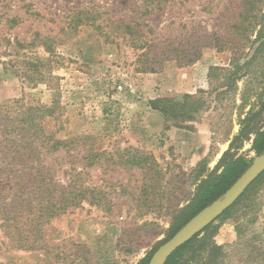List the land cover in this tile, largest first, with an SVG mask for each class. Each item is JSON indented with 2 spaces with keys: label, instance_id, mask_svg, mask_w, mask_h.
I'll use <instances>...</instances> for the list:
<instances>
[{
  "label": "rangeland",
  "instance_id": "1",
  "mask_svg": "<svg viewBox=\"0 0 264 264\" xmlns=\"http://www.w3.org/2000/svg\"><path fill=\"white\" fill-rule=\"evenodd\" d=\"M247 1L242 32L243 0H0V104L51 107L42 126L64 142L45 156L56 180L80 172L101 197L51 218L34 249L12 248L0 228V264H138L166 237L250 105L264 102V60L242 65L264 0ZM185 94L200 105L181 126L149 105ZM252 138L230 152L252 161ZM4 158L0 149V167ZM214 226L222 264H264V177Z\"/></svg>",
  "mask_w": 264,
  "mask_h": 264
},
{
  "label": "trees",
  "instance_id": "2",
  "mask_svg": "<svg viewBox=\"0 0 264 264\" xmlns=\"http://www.w3.org/2000/svg\"><path fill=\"white\" fill-rule=\"evenodd\" d=\"M241 10L238 17L242 19L236 28L243 32L245 29L243 27L241 29V26L243 20L253 10L252 2L243 0ZM125 28L130 30L129 26ZM35 40L48 51L50 45L47 36L35 32L33 41ZM254 40L257 46L250 57L244 59L242 63L246 69L254 62L264 60V26L258 30ZM17 44L24 46L19 42ZM235 62L236 59L232 58L230 64L238 67V61ZM34 66L38 70L36 65ZM259 99L260 102L254 101L240 120V128L232 138L229 148L219 158L216 169L196 183L191 199L180 210L176 223L166 237L138 264H147L159 245L169 239L200 210L221 198L244 173L251 160L231 153L230 150L235 144H240L253 135L251 150L256 155L264 152V126L256 127L254 124L256 117L264 109L262 97L259 96ZM149 105L167 119L172 120L176 126H181L180 124L195 119L200 104L196 97L185 94L180 101L172 98H156L149 101ZM256 106H259L257 111H255ZM53 112L51 107L45 105L38 108L24 107L19 105L18 101H14L13 105L0 104V149H3L5 154L4 162L0 167V213L3 214L0 228L10 239L12 248L34 249L40 246L39 242L44 236L43 226L51 218L79 207L82 202L98 205L101 199L95 187H89L80 182L78 177L80 172H76L66 184L56 180V171L46 161L45 156L61 150L64 142L46 133L42 126L44 117L53 115ZM8 157L9 162H7ZM130 163L137 165V162L130 161ZM8 164L11 166L7 167ZM263 177L264 171L214 221L226 220L235 207H238L240 203L245 204L251 190L262 181ZM214 221L176 248L164 264H222L225 256L224 248L212 241L215 233Z\"/></svg>",
  "mask_w": 264,
  "mask_h": 264
},
{
  "label": "water",
  "instance_id": "3",
  "mask_svg": "<svg viewBox=\"0 0 264 264\" xmlns=\"http://www.w3.org/2000/svg\"><path fill=\"white\" fill-rule=\"evenodd\" d=\"M264 171V152L253 158L244 173L230 186L223 196L214 200L191 217L169 239L157 247L147 264H164L167 257L203 228L212 223L221 213L230 207L244 190Z\"/></svg>",
  "mask_w": 264,
  "mask_h": 264
}]
</instances>
